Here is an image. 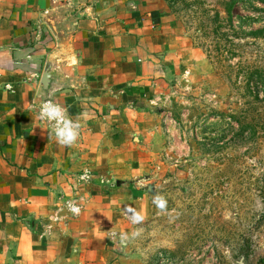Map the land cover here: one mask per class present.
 <instances>
[{
	"label": "rangeland",
	"instance_id": "374dc122",
	"mask_svg": "<svg viewBox=\"0 0 264 264\" xmlns=\"http://www.w3.org/2000/svg\"><path fill=\"white\" fill-rule=\"evenodd\" d=\"M161 1L154 95L116 123L115 146L104 141L116 150L98 175L116 253L129 264H264V41L251 38L264 4L231 0L227 16L228 0Z\"/></svg>",
	"mask_w": 264,
	"mask_h": 264
},
{
	"label": "crops",
	"instance_id": "0c3cea01",
	"mask_svg": "<svg viewBox=\"0 0 264 264\" xmlns=\"http://www.w3.org/2000/svg\"><path fill=\"white\" fill-rule=\"evenodd\" d=\"M163 7L161 0H0V264H129L107 227L114 212L99 177L115 165L116 150L107 155L104 141L115 146L116 123L154 95ZM48 59L59 77L50 100L84 124L71 147L38 118ZM85 121L97 122L94 135Z\"/></svg>",
	"mask_w": 264,
	"mask_h": 264
},
{
	"label": "clouds",
	"instance_id": "9594fccd",
	"mask_svg": "<svg viewBox=\"0 0 264 264\" xmlns=\"http://www.w3.org/2000/svg\"><path fill=\"white\" fill-rule=\"evenodd\" d=\"M38 118L51 125L56 141L60 145L71 147L78 141L81 132L80 120H73L62 105L51 100L43 102L39 108ZM153 203L160 212L163 213L167 211V200L163 196H155ZM71 211L75 214L79 212V209L72 207ZM130 211L132 223L140 224L143 222L144 217L142 214L135 210ZM136 235H139V233H134L133 237ZM129 239L130 237L128 235H122L121 244L127 245Z\"/></svg>",
	"mask_w": 264,
	"mask_h": 264
},
{
	"label": "water",
	"instance_id": "95a60500",
	"mask_svg": "<svg viewBox=\"0 0 264 264\" xmlns=\"http://www.w3.org/2000/svg\"><path fill=\"white\" fill-rule=\"evenodd\" d=\"M54 72H58L57 66L48 59L39 85L40 93L44 96L45 101L50 100V94L53 92L54 87L59 84V77H55Z\"/></svg>",
	"mask_w": 264,
	"mask_h": 264
},
{
	"label": "trees",
	"instance_id": "16d2710c",
	"mask_svg": "<svg viewBox=\"0 0 264 264\" xmlns=\"http://www.w3.org/2000/svg\"><path fill=\"white\" fill-rule=\"evenodd\" d=\"M257 1L264 4V0H257ZM231 3H232L231 0H228L225 4V12H226L227 16L229 15V12H230ZM251 38L252 39H261L264 41V29L256 31L254 33H251Z\"/></svg>",
	"mask_w": 264,
	"mask_h": 264
},
{
	"label": "built area",
	"instance_id": "2783aa9c",
	"mask_svg": "<svg viewBox=\"0 0 264 264\" xmlns=\"http://www.w3.org/2000/svg\"><path fill=\"white\" fill-rule=\"evenodd\" d=\"M46 122V121H45ZM52 131H53V129H52ZM53 135H54V132H53ZM55 136V135H54Z\"/></svg>",
	"mask_w": 264,
	"mask_h": 264
}]
</instances>
